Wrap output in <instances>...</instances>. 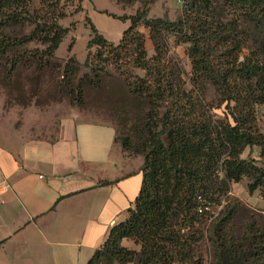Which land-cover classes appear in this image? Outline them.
<instances>
[{"label": "trees", "instance_id": "obj_1", "mask_svg": "<svg viewBox=\"0 0 264 264\" xmlns=\"http://www.w3.org/2000/svg\"><path fill=\"white\" fill-rule=\"evenodd\" d=\"M82 1V0H80ZM140 2L134 15L114 18L131 21L116 45L109 42L92 21L84 75L74 84L79 63L71 57L63 70V83L72 104L84 106L87 88L92 95L102 89L111 110L120 103L108 80L121 77L128 95L147 103L143 117L125 120L115 142L132 156H142L143 182L125 220L112 226L103 245L88 264L104 260L119 264H204L200 246L201 225L214 216L208 239L212 264H264V223L249 214L244 229L233 231L241 204L222 206L232 183L249 179V191L264 196V166L242 157L248 147H258L264 157V134L256 125L257 106H264V40L243 55L252 41L250 24H264V0H183L177 20L148 18L156 0ZM0 0V57L6 75L23 59H36L43 71L76 24L63 27L67 14L61 0ZM149 30L154 55L149 57L145 36ZM29 27V31L14 32ZM186 45L191 64L192 88L186 87L184 71L172 57L169 37ZM44 48L27 49L31 44ZM3 66V65H2ZM141 73V74H140ZM104 77H107L105 80ZM211 85L230 120L215 118L201 99L200 89ZM119 107V106H118ZM117 107V108H118ZM131 240L139 250L124 246Z\"/></svg>", "mask_w": 264, "mask_h": 264}, {"label": "crops", "instance_id": "obj_2", "mask_svg": "<svg viewBox=\"0 0 264 264\" xmlns=\"http://www.w3.org/2000/svg\"><path fill=\"white\" fill-rule=\"evenodd\" d=\"M110 123L74 108L54 137L0 142V264H88L127 218L144 159Z\"/></svg>", "mask_w": 264, "mask_h": 264}, {"label": "rangeland", "instance_id": "obj_3", "mask_svg": "<svg viewBox=\"0 0 264 264\" xmlns=\"http://www.w3.org/2000/svg\"><path fill=\"white\" fill-rule=\"evenodd\" d=\"M42 0H34L33 7L40 8ZM183 0H156L149 9L148 18H164L177 20L182 15ZM61 6L67 16L60 20L63 27H69L75 23V29L70 31L61 43L55 56L48 61V66L43 71L37 70L36 59L21 60L15 71L7 76L2 67L5 60L0 57V142L8 143L9 138L16 137L19 140L30 139H49L54 137L57 129V121L61 116L68 114L74 108L85 114L89 119H104L115 123L118 134L126 121L143 117L147 113V103L128 95L125 90V83L121 77L109 76L108 84L115 89L119 96L120 103L118 108L111 110L107 101V95L102 94V89L95 95L90 90L95 88L91 85L83 84L86 89L85 103L82 107H77L71 103L66 85L63 83V70L65 64L71 57L79 63L74 84L84 75L92 76L91 69L85 66L89 52L96 53L97 48L89 49L91 39L90 25L87 23L89 18L109 42L118 44L125 30L130 26L131 21L114 18L116 16L134 15L140 7V2L131 4L120 0H61ZM252 31V41L245 49L243 55L260 44L264 40V24H250ZM29 27L16 28L14 32L20 33L29 31ZM139 30L144 34L145 46L149 57L154 55V42L150 38L147 28L141 26ZM173 37H169L168 45L172 57L176 58L184 71L186 87L192 88L190 82L191 64L186 54V45H175ZM44 48L41 44H31L27 49ZM3 65V66H2ZM141 74V73H140ZM107 77H104L105 80ZM201 99L211 108L215 118L230 120L229 111L226 103L218 100L215 89L204 83L200 89ZM257 129L264 134V106L255 108ZM126 120V121H125ZM243 158L255 162L259 167L264 166V157L260 155L258 147H248L242 155ZM249 179L244 178L240 183H232L229 194L224 197L222 206L215 212L218 215L223 205L236 200L241 204L239 213L232 223L233 231L237 234L244 229L245 222L249 214L257 216L260 223H264V196L260 190L250 193L248 185ZM214 216L205 221L201 228L204 239L200 246V253L204 257V264H212L213 252L209 242L211 235V222ZM124 246L139 250L140 247L131 240H125ZM100 264H119L108 260ZM134 264V263H128Z\"/></svg>", "mask_w": 264, "mask_h": 264}]
</instances>
